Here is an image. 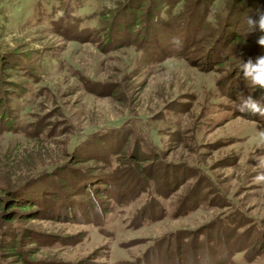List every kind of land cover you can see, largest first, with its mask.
Returning <instances> with one entry per match:
<instances>
[{"label": "rangeland", "instance_id": "374dc122", "mask_svg": "<svg viewBox=\"0 0 264 264\" xmlns=\"http://www.w3.org/2000/svg\"><path fill=\"white\" fill-rule=\"evenodd\" d=\"M202 1L175 10L192 33L162 16L143 37L124 26L137 16H118L125 30L106 43V17L127 0H0V114L18 129L0 132V194L22 185L14 196L40 212L0 214V264H264V117L237 110L241 93L264 100L240 70L264 56L240 23L264 0ZM66 4L103 33L61 30ZM136 166L154 172L147 192L128 175L106 188ZM152 200L157 219L142 224ZM12 235L19 256L4 248Z\"/></svg>", "mask_w": 264, "mask_h": 264}, {"label": "trees", "instance_id": "16d2710c", "mask_svg": "<svg viewBox=\"0 0 264 264\" xmlns=\"http://www.w3.org/2000/svg\"><path fill=\"white\" fill-rule=\"evenodd\" d=\"M150 0H127L126 4H121L120 8H118L117 10H115V13L113 15L109 14L107 15L104 24H109L110 27L108 28H104V33L103 31H101V29H97V30H93V29H81L80 27L76 26V19L75 17H73L71 14L68 16L67 12L70 11L73 13L72 10H69V8H71V6H69V4H66V7H64V16L61 18L60 20V25L59 27L62 29H64L65 31H75L76 34L78 35H93V34H97L102 32L103 35H105V39H106V43L107 41L110 42L114 39H118V35H121L122 31L125 30L126 27H128L131 31V33H133L134 31H136L138 28H142V30L144 31V35L143 37H148L149 35H151L152 29H154V22H159L158 26H162L161 22H163L164 20L162 19V16H166V20L165 22H163V27H168L170 24H176L178 25L179 23H181L182 25H184L186 27V31L188 34V31L190 30L189 33H192V28H194V23L196 22L194 19L195 18H191L192 16H188L186 17L184 20L183 18L185 16V13L182 14H175V10L180 0H155L153 3H149ZM241 2H239V4H237V6H235V9L240 10V5H242L243 3H245L246 0H240ZM125 2V1H124ZM210 3L212 4V0H203L202 1V6L205 9L204 11L206 12ZM262 4H264V1H262ZM148 5V9H146L145 12V8H147ZM167 9V10H165ZM195 9V6L192 8V11ZM197 12H200V18L202 19L206 13L204 11H202V8L198 7L196 9ZM146 13V14H145ZM196 15L195 12H192ZM115 14L117 15L115 17ZM188 14H186L187 16ZM229 15V14H228ZM100 16V15H99ZM102 16V15H101ZM118 16H125V17H130L132 20V17H135V22L132 23H127L126 25L122 24L119 26V24H116V20L118 18ZM182 16V17H181ZM199 18V19H200ZM173 19H177V20H173ZM103 21V16L100 18L99 23H102ZM114 21V22H113ZM183 21L184 24H183ZM125 26L124 29H121L122 26ZM119 26V27H118ZM116 28V29H115ZM223 28V27H222ZM103 29V28H102ZM118 31H120L118 33ZM224 34H222L223 36ZM222 38V37H221ZM220 39V38H219ZM219 42V41H217ZM187 44V43H186ZM225 43H223V45L221 44L222 49L225 47L224 46ZM188 45V44H187ZM186 45V46H187ZM220 46V44H219ZM214 47V46H213ZM212 47V48H213ZM149 49V48H148ZM211 49V48H210ZM210 49L206 50V52L211 51ZM1 103V102H0ZM1 108V105H0ZM1 115V122L3 123L4 121H8L5 122L7 123V125L4 124V126L6 127L5 129L0 127V132H16L18 129L14 127L15 122H12V118L10 121V115L8 114V111L6 110V108L3 110ZM12 117V116H11ZM10 123H13L12 125H10ZM16 125V124H15ZM35 135V134H34ZM146 156H138L136 157V161H148V158ZM136 165V164H135ZM134 165V166H135ZM123 172V173H122ZM119 174H123L120 175ZM154 172L152 173V171H148V168L144 169V168H140L139 166H136L135 168L133 167H129L128 169L125 170H116L114 172V175H109V179L107 180V187L109 188V190L113 189L114 187H116L117 185L114 183L119 184V188L123 189L125 187V182L123 181L125 178V176H129L131 177V180L133 182V184L136 185V187L134 188V190H137V188L145 193L148 191L149 186L148 184H146V182L149 181H155V176L153 175ZM141 175H146L147 181L145 180L144 177H141ZM152 175V176H151ZM31 181V180H30ZM19 185V184H18ZM18 185H14V187H12L10 190L6 191L5 189H3V193L0 194V214L5 212V215L10 218H8V220L10 221H14L15 219L18 218L19 215H23V214H27L28 215V219H38L40 212H35L33 211L30 204H24V202H19L18 198L16 196H14V192H17L18 189H20L22 187L18 186ZM118 187V186H117ZM133 190V191H134ZM159 191V195L166 197L167 194L164 193L162 190H158ZM139 192V191H138ZM3 195V196H2ZM4 195H6L4 197ZM101 196H104L105 194H100ZM109 195V194H106ZM4 197V198H3ZM9 201L10 206H8V209L6 211H4L6 209L5 207V203ZM27 201L29 202L30 200L27 199ZM157 203L155 200L151 201V206L150 208L147 207L145 208L143 215H142V224L145 223L147 220H156L157 216H156V206ZM105 212H109L107 210H105ZM39 214V215H38ZM90 217V216H89ZM13 237V235L11 236ZM199 235H197L196 237V243L197 245L199 244ZM206 240L208 241V239L206 238ZM17 240L15 237L12 238L11 242L7 243L6 246L4 248L7 249V253L9 255H16L19 256L20 253L18 251V245L16 244ZM160 245V244H159ZM156 246V245H155ZM154 246V247H155Z\"/></svg>", "mask_w": 264, "mask_h": 264}, {"label": "clouds", "instance_id": "9594fccd", "mask_svg": "<svg viewBox=\"0 0 264 264\" xmlns=\"http://www.w3.org/2000/svg\"><path fill=\"white\" fill-rule=\"evenodd\" d=\"M253 11L240 21L249 34L256 36V44L264 47V4L257 3ZM240 70L250 90L264 88V56L254 60L242 61ZM237 110L241 113L264 117V100H256L252 95L238 96ZM260 141L264 143V132L260 133ZM256 167L261 169L254 177L255 183L264 190V156L259 157Z\"/></svg>", "mask_w": 264, "mask_h": 264}]
</instances>
